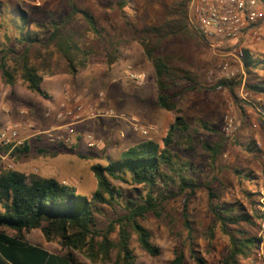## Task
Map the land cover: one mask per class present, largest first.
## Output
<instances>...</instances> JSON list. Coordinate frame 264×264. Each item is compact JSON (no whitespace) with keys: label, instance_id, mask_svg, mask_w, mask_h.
<instances>
[{"label":"rangeland","instance_id":"obj_1","mask_svg":"<svg viewBox=\"0 0 264 264\" xmlns=\"http://www.w3.org/2000/svg\"><path fill=\"white\" fill-rule=\"evenodd\" d=\"M177 1L127 0L124 7H119L104 0H0L1 4H5L0 9V50L9 44L7 34L13 38L19 34L5 14L15 10L16 6L29 14L31 24L28 29L31 31H39L35 24L45 23L51 18L62 21L71 17L72 4L89 12L99 31L98 36L81 14L73 18L74 27L84 33L86 43L96 54L91 58L89 67L77 75L62 73L46 76L43 90L48 99L30 92L20 75L16 85H7L0 71V132L10 124H31L34 127L32 132H21L27 150H1L4 158H0V173L13 170L26 177L53 178L75 188L79 194L91 196L97 189L92 165H107L109 161H117L130 147L144 141H155L163 148V141L177 116L158 107L155 72L148 60L146 65L152 70L149 73L145 71L147 67L140 63L141 46L136 39L144 28L165 21L169 8ZM260 34L262 39L259 42H242L244 50L253 55L258 64V67L250 68L249 74L243 63L247 74L245 89L250 95L248 101L238 97L239 82L234 84L233 91L228 86L213 89L220 82H227L220 71L225 60L242 71L236 60L216 56L202 41L201 44L193 40L184 44L183 49L193 60V72L200 82V88L188 93L179 105L182 116L190 124V137L186 141L177 135L171 148L182 162L191 164L200 172L201 182L212 183L220 204H240L251 216L255 214L253 203L260 204L264 211V132L253 127L254 122L260 123L253 104H257L259 97L264 99V95L255 94L248 87L254 80H264V25ZM13 46L19 47L15 42ZM111 57L116 62L109 67ZM35 58L33 52V61L39 63ZM129 72L144 74V85L137 86L131 82L127 77ZM228 101L233 103L234 108L230 107ZM77 106H82V122L73 127L75 133L72 141L67 144L62 141L51 142L44 132L57 131L75 123L76 114L64 118L58 115L74 110ZM111 111L126 119H138L141 125L149 129V134L135 132L122 119L108 116L89 119L91 113L98 115ZM227 114L235 116L238 122V130L232 137L224 134V117ZM88 135L101 140L102 144L89 147L85 141ZM256 140L261 142L262 149L256 147ZM182 141L191 142L193 150L182 144ZM253 143L255 149L252 151L248 146ZM206 144H224L216 164L212 163L209 153L204 149ZM113 184L123 191V203L122 206L102 208V214L97 216L99 229H105L112 220L123 214L127 200L138 201L145 194L141 186L118 182ZM183 210L184 198L178 197L169 202L161 219L153 215L147 217L144 226L151 233L154 245L160 249V255L151 257L144 252L133 233L130 245L136 258L135 264H170L177 251L184 253L185 264H195L183 226ZM189 214L196 251L208 264H223L230 250V240L209 210L206 189L196 194L190 204ZM259 224L261 229L243 223L239 228L264 238V221ZM4 232L13 235L11 231ZM112 239L117 241V234L112 235ZM25 240L45 247L54 254L67 253L58 243H47L40 230L26 234ZM75 255L81 263L94 264L84 254ZM111 259L109 263L99 264H116V253ZM241 264H264L263 245H260L257 253L242 259Z\"/></svg>","mask_w":264,"mask_h":264},{"label":"trees","instance_id":"obj_2","mask_svg":"<svg viewBox=\"0 0 264 264\" xmlns=\"http://www.w3.org/2000/svg\"><path fill=\"white\" fill-rule=\"evenodd\" d=\"M189 1L178 0L169 8L165 21L144 28L136 39L155 72L158 107L177 116L163 141L164 147L152 140L144 141L130 147L117 161L92 165L97 189L91 196L79 194L75 188L53 178L26 177L18 171H2L0 264H84L78 261L76 253L86 255L94 264L111 262L114 253L116 264H135L136 258L130 245L133 233L144 252L158 257L160 249L154 245L144 222L149 215L161 219L169 202L178 197L184 198L183 226L190 242L191 258L195 264H208L194 247V229L189 214L190 204L201 189L207 190L209 210L230 240V250L223 264H241L242 259L257 253L260 245L264 247V238L239 228L243 223L261 229L259 222L264 221L261 205L253 203L255 214L251 216L240 204H220L212 183L201 182L200 172L191 164L182 162L171 150L177 135L187 141L191 134L190 124L182 116L179 105L188 93L200 88L193 72V60L183 49L184 44L191 40L201 44L187 19ZM126 2L120 0L115 5L124 7ZM4 5L0 3V9ZM5 14L19 33L15 38L7 34L9 44L0 50V71L9 86L16 85L20 75L30 92L48 99L43 90L46 76L62 73L77 75L89 67L91 58L96 54L86 43L84 33L74 27L73 18L81 14L90 29L99 36L96 22L89 12L75 4H72L71 17L62 21L51 18L45 23L35 24L39 31L28 29L31 20L21 7L16 6L15 10ZM13 42L19 47L13 46ZM33 52L39 63L33 61ZM115 62V58L111 57L108 66L112 67ZM245 65L249 74L251 67H258L248 51H245ZM223 86L233 91L234 85L226 81L213 89ZM248 87L255 94L264 95V80H254ZM186 141L182 144L193 150L191 142ZM248 147L252 151L255 149L254 143ZM21 149L27 150L28 147L25 144ZM21 149L17 151L21 152ZM204 149L212 163L216 164L224 144H206ZM114 182L141 186L145 194L138 201L127 200L123 214L105 229H99L97 216L102 214V208L122 206L123 203V191ZM35 230L42 232L47 243L56 242L67 253L49 254L30 245L25 235ZM114 234H117V241L112 239ZM211 237L214 238V235ZM170 264H185L184 253L177 251Z\"/></svg>","mask_w":264,"mask_h":264},{"label":"built area","instance_id":"obj_3","mask_svg":"<svg viewBox=\"0 0 264 264\" xmlns=\"http://www.w3.org/2000/svg\"><path fill=\"white\" fill-rule=\"evenodd\" d=\"M110 4H115L120 0H104ZM187 19L190 27L199 36L201 41L208 47L213 54L221 58H232L239 64L241 72L234 68L230 61L225 60L221 66L222 77L231 82L240 83L238 97L244 101H248L249 92L246 91V77L243 63H245V50L242 42L261 41L260 29L264 25V3L260 0H190L187 8ZM128 79L137 86H143L145 82L144 74L127 73ZM257 104H253L254 112L257 114L260 123H253L254 129H260L264 132V99L259 97ZM231 108L233 103L228 101ZM82 106H77L74 110L60 113L59 118L67 115L76 116L75 123L65 126L57 131L44 132L51 142L62 141L70 143L75 133L74 126L82 122L81 114ZM111 117L125 120L131 129L143 135L149 134V129L140 124L136 118L126 119L124 116H117L114 112L102 113L98 115L90 114L89 119L95 117L104 118ZM31 124L6 125L0 132V158H4L1 150L8 149L13 152L24 147L26 140L22 137L21 132L33 131ZM238 130L237 118L231 114L224 117V134L232 137ZM60 131V132H58ZM85 141L89 147H99L102 144L93 135L85 137ZM256 147L262 149V144L256 140Z\"/></svg>","mask_w":264,"mask_h":264},{"label":"crops","instance_id":"obj_4","mask_svg":"<svg viewBox=\"0 0 264 264\" xmlns=\"http://www.w3.org/2000/svg\"><path fill=\"white\" fill-rule=\"evenodd\" d=\"M139 57H140L139 60H141L140 63L143 64V66H146L147 67V70H145V71L147 73L151 72L152 70L148 67V65H146L147 64V59L145 58V55H144V52H143V49L142 48H139ZM64 184H66V183L64 182ZM29 244L32 245V246H35V247H39V248L45 250L46 252H48L49 254H54V253L48 251L45 247H41V246H38V245H35V244H32V243H29Z\"/></svg>","mask_w":264,"mask_h":264}]
</instances>
